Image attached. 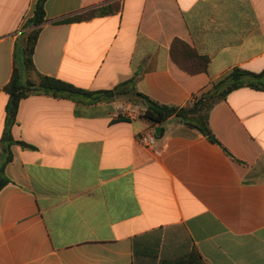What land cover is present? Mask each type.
I'll return each instance as SVG.
<instances>
[{
	"label": "crops",
	"instance_id": "1",
	"mask_svg": "<svg viewBox=\"0 0 264 264\" xmlns=\"http://www.w3.org/2000/svg\"><path fill=\"white\" fill-rule=\"evenodd\" d=\"M39 0H0V149L15 48ZM119 2V12L57 24ZM41 74L89 91L131 78L188 107L234 68L264 70V0H47ZM208 57L191 75L175 40ZM125 106L138 117H126ZM119 99L39 93L21 101L0 192V264H264V90L231 92L209 115L214 142L175 117L153 127ZM168 124V125H167ZM163 129L155 149L137 137Z\"/></svg>",
	"mask_w": 264,
	"mask_h": 264
},
{
	"label": "trees",
	"instance_id": "2",
	"mask_svg": "<svg viewBox=\"0 0 264 264\" xmlns=\"http://www.w3.org/2000/svg\"><path fill=\"white\" fill-rule=\"evenodd\" d=\"M47 0H39L35 7L34 16L28 20L29 28L23 34L15 48V64L10 81L3 90L9 95L6 106L5 128L1 138L0 149V192L11 183L5 174L6 166L13 160L12 147L20 145L23 148H34L26 142L16 140L12 128L17 122V114L22 100L33 94H49L55 97L80 96L88 100L89 104L98 102H113L123 99L128 103L143 108L141 117L146 119L153 127L161 125L172 117L179 122L195 129L214 142H218L210 129L209 115L212 108L233 91L249 87L255 90H264V70L260 73L252 72L240 67L234 68L219 82L206 91L194 97L188 107H173L160 104L136 89V78L133 77L118 84L110 90L89 91L76 87L64 80L41 74L34 64V53L41 28L46 22L45 4ZM121 4L111 2L98 7L90 8L82 13L58 20L57 24L84 22L96 17L107 16L119 12ZM173 61L184 71L191 75L206 72L209 58L200 56L187 43L175 40L172 47ZM164 130H161L160 136Z\"/></svg>",
	"mask_w": 264,
	"mask_h": 264
},
{
	"label": "built area",
	"instance_id": "3",
	"mask_svg": "<svg viewBox=\"0 0 264 264\" xmlns=\"http://www.w3.org/2000/svg\"><path fill=\"white\" fill-rule=\"evenodd\" d=\"M118 109L121 110L126 117H129V118H137L138 117L134 112L130 111L128 109V107L118 106ZM137 141L141 145H143L147 148L155 149L156 144H157V135H156L155 129L149 128V129L145 130L144 132H142L137 137Z\"/></svg>",
	"mask_w": 264,
	"mask_h": 264
},
{
	"label": "water",
	"instance_id": "4",
	"mask_svg": "<svg viewBox=\"0 0 264 264\" xmlns=\"http://www.w3.org/2000/svg\"><path fill=\"white\" fill-rule=\"evenodd\" d=\"M155 131H156V135H157V136H160L161 128H160V127H157V128L155 129Z\"/></svg>",
	"mask_w": 264,
	"mask_h": 264
},
{
	"label": "rangeland",
	"instance_id": "5",
	"mask_svg": "<svg viewBox=\"0 0 264 264\" xmlns=\"http://www.w3.org/2000/svg\"><path fill=\"white\" fill-rule=\"evenodd\" d=\"M168 125V124H167Z\"/></svg>",
	"mask_w": 264,
	"mask_h": 264
}]
</instances>
